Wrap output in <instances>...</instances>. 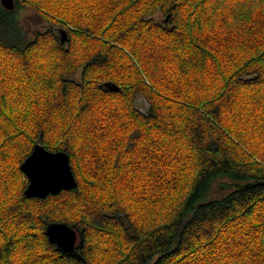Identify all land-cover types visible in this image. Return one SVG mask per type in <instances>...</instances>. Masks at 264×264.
I'll list each match as a JSON object with an SVG mask.
<instances>
[{
  "label": "trees",
  "instance_id": "obj_1",
  "mask_svg": "<svg viewBox=\"0 0 264 264\" xmlns=\"http://www.w3.org/2000/svg\"><path fill=\"white\" fill-rule=\"evenodd\" d=\"M37 144L75 190L25 196ZM0 264H264V0L0 1Z\"/></svg>",
  "mask_w": 264,
  "mask_h": 264
},
{
  "label": "water",
  "instance_id": "obj_2",
  "mask_svg": "<svg viewBox=\"0 0 264 264\" xmlns=\"http://www.w3.org/2000/svg\"><path fill=\"white\" fill-rule=\"evenodd\" d=\"M0 1L6 10L14 11L15 0ZM62 42H65V38ZM110 89L119 91L116 85ZM37 154L58 161V167L35 169L30 162ZM21 171L29 181L24 192L29 199H46L50 195L56 196L63 191L75 190L78 186L69 154L66 151L53 152L47 150L42 144H37L34 147L31 155L22 163ZM78 231L75 226L55 222L47 226L45 235L63 254L78 256ZM80 235L82 234L80 233Z\"/></svg>",
  "mask_w": 264,
  "mask_h": 264
},
{
  "label": "rangeland",
  "instance_id": "obj_3",
  "mask_svg": "<svg viewBox=\"0 0 264 264\" xmlns=\"http://www.w3.org/2000/svg\"><path fill=\"white\" fill-rule=\"evenodd\" d=\"M23 16L25 17V19L27 18L28 23L30 24L31 27L36 28L39 27L40 29H46L47 27V23L43 20H41L40 18H38L35 13L28 9L26 11H22ZM137 108L146 113L149 109V104L147 103V101L143 98V97H138L137 99Z\"/></svg>",
  "mask_w": 264,
  "mask_h": 264
},
{
  "label": "snow or ice",
  "instance_id": "obj_4",
  "mask_svg": "<svg viewBox=\"0 0 264 264\" xmlns=\"http://www.w3.org/2000/svg\"><path fill=\"white\" fill-rule=\"evenodd\" d=\"M30 163L37 170H41L44 168H56V167H58V161L51 159L49 157H44L40 154H37Z\"/></svg>",
  "mask_w": 264,
  "mask_h": 264
}]
</instances>
